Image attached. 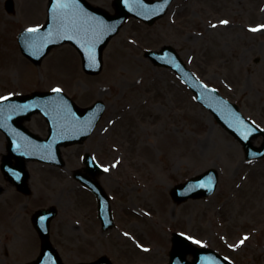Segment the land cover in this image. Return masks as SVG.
Listing matches in <instances>:
<instances>
[{"label": "rangeland", "instance_id": "1", "mask_svg": "<svg viewBox=\"0 0 264 264\" xmlns=\"http://www.w3.org/2000/svg\"><path fill=\"white\" fill-rule=\"evenodd\" d=\"M14 1L10 13L0 0V99L60 88L80 106L101 99L107 109L88 140L63 149L65 167L28 162L30 194L0 170V264L35 258L40 238L31 215L52 204L59 214L51 239L66 263L107 254L115 264H166L172 232L181 231L235 264H264V158L246 160L241 142L177 74L144 55L145 49L175 46L204 82L264 129V0H175L152 25L130 18L107 46L104 70L96 76L83 71L68 44L40 66L26 58L18 34L46 21L48 0ZM88 1L114 12L113 0ZM27 125L47 133L41 115ZM87 151L107 169L100 181L115 217L109 230L101 228L92 193L72 176ZM4 153L0 130V161ZM210 167L220 171L214 194L173 201L175 184Z\"/></svg>", "mask_w": 264, "mask_h": 264}, {"label": "water", "instance_id": "2", "mask_svg": "<svg viewBox=\"0 0 264 264\" xmlns=\"http://www.w3.org/2000/svg\"><path fill=\"white\" fill-rule=\"evenodd\" d=\"M171 2L172 0H115L117 12L111 15L103 8L90 5L86 0H50V18L46 25L34 32L23 31L19 38L20 44L23 52L39 64L53 46L71 42L80 50L84 68L90 73H98L103 65L104 46L130 15L151 24L166 13ZM146 54L156 64L171 67L179 73L195 92L198 101L210 109L218 121L243 142L248 158L264 156V142L261 147L252 144V138L264 135V130L248 121L236 104L224 98L216 89L202 83L173 46H164L160 51H147ZM104 109L102 102H97L91 108L81 109L60 91L34 92L31 95L0 101V128L8 134L9 149L17 156V167L25 170L24 158L63 164L60 145L86 138ZM35 112H42L50 123V135L47 139L34 136L23 125V121ZM13 154L4 156V161L14 156ZM16 181L21 185V176L17 175ZM217 181V171L210 169L204 175L176 186L172 194L177 201L208 195L215 190ZM99 189L95 190L100 198L105 199L104 192L100 187ZM55 214L54 209L42 210L39 216L34 217L42 238V256L35 264H64L51 248L49 241L48 225ZM106 219L109 221L108 215ZM173 242L169 264H229L212 250L193 247L181 234H174ZM187 251L194 253L193 262L186 259ZM78 264L112 262L107 257H101L94 262Z\"/></svg>", "mask_w": 264, "mask_h": 264}, {"label": "snow or ice", "instance_id": "3", "mask_svg": "<svg viewBox=\"0 0 264 264\" xmlns=\"http://www.w3.org/2000/svg\"><path fill=\"white\" fill-rule=\"evenodd\" d=\"M37 29H34V28H30V29H28V31H30V32H34V31H36ZM54 91H59V89H54ZM105 170H107V169H105ZM245 239H247V237H245ZM241 243H243V240L241 241Z\"/></svg>", "mask_w": 264, "mask_h": 264}]
</instances>
